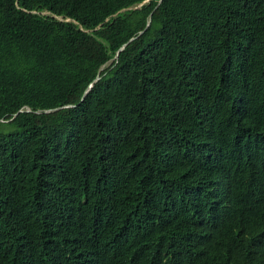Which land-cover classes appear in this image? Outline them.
Wrapping results in <instances>:
<instances>
[{
    "label": "trees",
    "instance_id": "trees-1",
    "mask_svg": "<svg viewBox=\"0 0 264 264\" xmlns=\"http://www.w3.org/2000/svg\"><path fill=\"white\" fill-rule=\"evenodd\" d=\"M145 1L0 0V264H264V0Z\"/></svg>",
    "mask_w": 264,
    "mask_h": 264
},
{
    "label": "water",
    "instance_id": "water-1",
    "mask_svg": "<svg viewBox=\"0 0 264 264\" xmlns=\"http://www.w3.org/2000/svg\"><path fill=\"white\" fill-rule=\"evenodd\" d=\"M148 1H149V0H146L145 2L141 3L140 5H138V7H140L142 4H144V3L148 2ZM161 1H162V0H159V3H160ZM136 8H137V7H136ZM136 8H135V9H136ZM149 23H150V17H149V19H148V23H147V24H149ZM145 30H146V28H145L142 32H140L136 37L140 36ZM136 37L131 38L127 43H125V44L122 46L121 49H119V50L117 51L116 56H115V59L118 58V55H119L120 51H122V49H123L128 43H130L131 41H133ZM90 88H91V85L86 89V91L84 92V94H83L81 100H84V98H85L86 94L88 93V91L90 90ZM25 111H26V112H29V113H35V114H48V113H50V112H52V111H54V110H44V111H34V112H32L29 108H26ZM20 112H22V110L18 111V113H20ZM18 113H17V114H18ZM17 114H15V116H16Z\"/></svg>",
    "mask_w": 264,
    "mask_h": 264
},
{
    "label": "clouds",
    "instance_id": "clouds-1",
    "mask_svg": "<svg viewBox=\"0 0 264 264\" xmlns=\"http://www.w3.org/2000/svg\"><path fill=\"white\" fill-rule=\"evenodd\" d=\"M135 8H136V7H135ZM137 8H138V6H137ZM139 33H140V32H139ZM139 33H138V34H139ZM25 110H26V108H25ZM25 110H22V112L25 111ZM25 112H26V111H25Z\"/></svg>",
    "mask_w": 264,
    "mask_h": 264
}]
</instances>
